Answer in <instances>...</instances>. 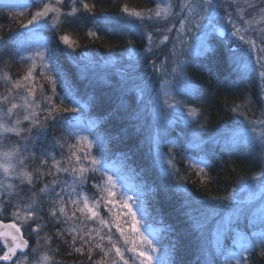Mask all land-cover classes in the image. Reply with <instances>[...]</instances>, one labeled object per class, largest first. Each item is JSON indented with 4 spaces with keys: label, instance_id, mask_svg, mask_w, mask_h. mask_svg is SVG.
<instances>
[{
    "label": "trees",
    "instance_id": "1",
    "mask_svg": "<svg viewBox=\"0 0 264 264\" xmlns=\"http://www.w3.org/2000/svg\"><path fill=\"white\" fill-rule=\"evenodd\" d=\"M221 1L224 10L231 12L225 0ZM88 2L96 5L92 12H78V18L63 23L60 28L51 27L49 21L48 26L30 29L32 34L25 36L26 30L21 28L20 21L27 22L35 11L34 6L26 7L33 5L34 0H0V35L7 38L0 42V94H6L12 88V84L4 79L5 74L13 80L20 79L32 63L25 56L44 52V45H47L46 55L52 65L50 74L57 81L56 96L63 98L70 91L79 102L72 104L65 100L67 107L77 108L75 113L66 115L72 118L73 124H79L74 131L93 141L94 147L90 151L100 160L101 171L86 173L88 180L77 185V191L87 194L90 200L98 198L100 193L95 185L103 183L102 172H105L116 180L126 195L145 203L146 208L137 215L141 224L149 229L145 235L153 238L155 234L161 249L158 256L168 249L171 264H232L227 258L228 251L235 250L241 236L258 233L264 223L253 222L247 216L245 222L236 221L232 228L237 233L222 232L221 250L217 251L216 204L221 199L227 201L231 193L249 182L253 177L251 173L260 172L264 168V156L245 145L226 147L220 136L233 129L238 118L261 117L264 105L258 76L252 71L241 73L238 66L241 49L235 39L213 36L204 54L189 59L185 67L186 79L193 85V91L180 96L190 109H197L195 118L190 123L181 120L153 123L149 108L140 98V88L149 86L150 80L145 81L142 76L134 79L139 69L132 72L131 68L135 66H131L129 56L131 50L144 45L143 29L134 26L122 9L128 5L130 9L143 11L154 8L157 0ZM65 5L64 11H69L70 0H65ZM21 12L23 16L19 15ZM89 30L96 31L99 38L87 36ZM64 34L76 42V47H69L59 40ZM20 42H23L22 47ZM11 48L18 53L14 55ZM21 56L25 60H21ZM36 64L34 80L29 86L36 85L39 101V85H44L48 95L52 93L51 86L40 75L43 69L38 58ZM22 126H27V122ZM18 143L22 145L20 150L24 155L36 157L29 163L31 172L45 154L55 156L57 161H66L68 143L75 144L76 141L68 135L67 123L57 121L43 132L34 129L30 141L20 139ZM196 164L204 167L207 173V179L202 182L200 176L203 174L197 173ZM50 166L51 160L41 171L47 172ZM61 166L71 167L67 163ZM51 170L56 173L55 168ZM53 178L44 175L36 184V200L43 208L38 216L42 219L29 221L26 226L22 224L24 235L31 241L30 249L36 247L40 253L46 252L53 257V264H91L84 256L73 252L69 246L70 234L65 232L63 240L55 235L69 225L49 215L50 201L55 196L39 193L44 183ZM55 178L62 182L55 186L56 192H60L61 186L70 191L68 185L74 179L70 171L60 172ZM29 187L24 186L22 204L28 203ZM12 211L14 208L5 205L0 220L12 222ZM105 212L107 209L102 206L101 214L107 219L111 214ZM36 223L44 226L39 236L29 230V224L35 227ZM97 226L89 223V227ZM242 227L244 229L238 231L237 228ZM45 235L51 238L50 244L44 243ZM118 236L119 233H115L114 238ZM251 264H264V258L253 254Z\"/></svg>",
    "mask_w": 264,
    "mask_h": 264
},
{
    "label": "snow or ice",
    "instance_id": "2",
    "mask_svg": "<svg viewBox=\"0 0 264 264\" xmlns=\"http://www.w3.org/2000/svg\"><path fill=\"white\" fill-rule=\"evenodd\" d=\"M77 3H79V8ZM225 3L232 11L228 12L225 9L226 15L222 17H216L217 9L224 7L216 0H175V3L173 0H162L161 3H157L155 8L137 11L124 5L122 11L129 16L136 17L141 22L145 20L162 22L163 26L157 28V32L163 36L160 43L168 41V33L177 29V39L181 45L185 42L180 39L181 33L188 36L192 30H202V36H197L196 40L203 42L211 32L218 30L216 24L225 20L226 25L230 28L219 29L220 35L230 34L237 37L248 46L251 52L255 53V62L251 67L252 70L258 72L261 81L264 82V0H225ZM70 5L69 11H64L65 0H34L33 5H26V7L34 6L35 11L29 15L27 22L20 21L21 28L26 30L24 35L32 34L27 30L48 26L49 21L51 27L60 28L63 23H71L74 18H78V12H92L96 7L88 0H70ZM19 15L23 16L24 14L21 12ZM189 24H191V29L188 28ZM86 35L99 38L98 33L92 30L87 31ZM152 35L151 32L148 33L149 44L152 43ZM6 39L5 36L0 35V42H4ZM59 40L69 47H76V42L68 34L60 35ZM20 43L22 47L23 42ZM44 49V52L37 51L27 57V60L32 63L26 74L20 79L13 80L5 74L4 79L12 84V88L8 89L6 94H0V174L3 176L0 179V214L5 211V205L14 208V211L11 212L13 217L11 223L5 224L0 220V244L3 245V248L0 249L3 251L0 261H9L11 264H53V257L46 252L37 255L30 262V254L36 253L37 249L29 250V241L25 239L22 231V224L42 219L38 213L43 208L36 200L38 193L35 188L39 178L48 175L54 178L50 182L44 183L43 187L39 189V193L55 196V199L50 201L52 206L48 210L49 215L58 222L69 225L66 230L57 231L55 235L63 240L65 232L70 234L69 246L73 252L84 256L91 264H171L168 249H164L162 255H157L161 249L155 234L153 233L151 239L145 235L149 229L143 226L137 217V212L141 209L133 208L134 197L128 196L124 192H117L118 185L112 176L102 172L103 183L95 185L100 193L98 198L90 200L87 194L77 191V185L87 182L86 173L101 171L100 160L90 151L94 147L93 141L74 131L79 128V124H73L72 118L66 115L75 113L77 108L67 107L65 100L72 104L79 102L72 97L70 91H67L63 98L56 96L57 81L56 77L50 74L52 65L46 55L47 45H44ZM147 51L151 52L152 48L149 47ZM175 54L174 51L173 55ZM37 58L40 60V68L43 69L40 75L51 86L52 93V95H48L44 85H39V101L37 100L36 85L29 86L34 80L33 72L37 67ZM20 59L25 60V57L21 56ZM257 65H259L258 69ZM179 67L180 65L177 64V69ZM21 89L23 91H20ZM261 91L264 92V86ZM189 114L197 115V109H191ZM162 117L163 114H161ZM57 121L67 123L68 135L76 143H68L69 156L66 161H57L55 156L45 154L40 157V164L30 172L28 170L29 163L36 157L33 154L24 155L18 143L8 147L6 141L11 135L24 141H30L34 129L43 132ZM25 122H27V126H22ZM250 123L253 125L251 128L245 126L232 138L233 146L241 144L251 146L257 142L264 145V112L261 113L260 119L250 121ZM100 143L101 150H103L102 141ZM25 151H27L26 148ZM49 160H51V166L47 172H42L41 169L49 165ZM64 163L71 167H62L61 165ZM168 163L172 164V161L169 160ZM194 167L198 174H203L200 176L201 182L207 179L204 167H200L199 164ZM52 168H55V174L52 172ZM69 171L74 177L73 183L68 185L70 191H66L61 186L60 192H56L55 186L61 185L62 182L56 179L55 175ZM25 185L30 186L28 190L31 195L26 197L28 203L22 204L20 201L25 198ZM258 187H264V185H258ZM69 205H71L70 208ZM102 206L107 209L106 215L111 214L107 219L105 215L101 214ZM123 217H127V219H123ZM90 222L98 226L89 227ZM231 225L232 218L229 217L223 223V230L228 231ZM43 227L40 223H36L35 227L29 224L30 233H36L37 236ZM113 228H115V233H119L116 238H114ZM221 235V229L218 228L217 251L221 250ZM43 240L45 244L51 243V238L47 235L43 237ZM65 243L68 242L65 241ZM37 245H40L39 239ZM55 251H59V249ZM71 254L69 253V255ZM253 254L264 258V225L261 226L258 233L247 237L241 236L236 242L235 250L228 251L227 258L232 261V264H251Z\"/></svg>",
    "mask_w": 264,
    "mask_h": 264
},
{
    "label": "rangeland",
    "instance_id": "3",
    "mask_svg": "<svg viewBox=\"0 0 264 264\" xmlns=\"http://www.w3.org/2000/svg\"><path fill=\"white\" fill-rule=\"evenodd\" d=\"M161 2L162 0H157V3ZM173 2L175 3V0H173ZM216 2L222 4L221 0H216ZM225 15L226 13L224 8L217 9L216 17H222ZM129 18L134 22V26H136L138 29H143L144 45L131 50L129 56L131 57V66H135L131 68L132 72L139 69L138 73H141H137V75L134 76V79H140V76H142L145 81L150 80L148 82L149 86H143L140 88V98L145 101L146 106L149 108V113H151L153 117L152 122H157L159 124H168L173 123L177 120H181L185 123H190L191 120L195 118V116L189 114L191 109L182 102L180 96L181 94L191 93L193 91V85H190V83L186 79V63L189 59L197 57L202 53L204 54V52L210 46V40L217 31L211 32V34L208 35L206 40H204L203 42H198L196 40L197 36H202V30H192L191 32H189L188 36H185L181 33L180 39H183L185 41L184 44L181 45L179 40L177 39V29H174L173 32L168 33L169 40L160 43V41L163 40V36L157 32V28L163 26L162 22H158L156 20H145L144 22H141L136 17L129 16ZM220 27L230 28V26L226 25L225 20H221L216 24L217 29H219ZM188 28L191 29V24L188 25ZM149 32L153 34L151 44H149L147 38ZM223 38H232L238 42V45H236L239 49H241V55L238 57L239 69L243 74L248 73V71H252L258 76L260 82V94L263 99L262 102L264 105V92L261 91L262 86H264V82L261 81L258 72L252 70L251 67L255 62V53L251 52L248 46L235 36L227 34ZM18 42L19 41H17L15 44H17ZM32 43H35V41L33 40ZM149 47L152 48L151 52L147 51ZM10 51L14 55L18 53L14 48H11ZM174 51L176 53L175 55H173ZM25 57L27 58L29 56ZM177 64L180 65L179 69H177ZM246 65L247 67H245ZM256 67L258 69L259 65H257ZM174 69H176V71H174ZM161 114H163L162 118ZM260 118L261 117H257L256 119L244 117H241L240 119L238 118L237 125L220 137L224 142H231L232 138L237 133L241 132L245 128V126L249 128L253 126L250 121H254ZM19 140V137L11 135L10 138L6 141V145L8 147H11L12 145L17 144ZM19 145L21 149L22 145ZM241 145L249 146L247 144ZM249 147L253 148L254 151H256L259 155L264 156V145H261L259 142H257ZM262 173H264V168L261 172L254 175L249 182L242 184L238 189L231 193V195L227 198L228 202L224 199H221L219 203L216 204V208L214 211V215L216 217L214 222L217 224L216 230L220 228L221 232L230 234L233 223L235 221L245 222V216H247L253 222L256 221L264 223V187H258V185H264V175H261ZM257 177H259V179H257ZM2 178L3 176L2 174H0V179ZM120 189L121 187L118 185L117 192H123ZM132 204L134 209H141L137 212L139 215L140 213L142 214V212L146 208L143 201L136 200L135 198L132 201ZM118 207L119 205H117V208ZM106 213L107 212H105V214ZM137 217L138 219H140L138 215ZM229 217L232 218L231 228L228 231H224L222 227L223 223ZM26 225L27 224H24V226ZM216 234L217 233L215 232V239L217 237ZM2 248L3 247L0 245V249ZM2 254L3 251L0 250V255ZM40 254L43 253H40L38 250L36 253L30 254V262Z\"/></svg>",
    "mask_w": 264,
    "mask_h": 264
},
{
    "label": "bare ground",
    "instance_id": "4",
    "mask_svg": "<svg viewBox=\"0 0 264 264\" xmlns=\"http://www.w3.org/2000/svg\"><path fill=\"white\" fill-rule=\"evenodd\" d=\"M224 142V141H223ZM224 145L226 146V147H230V148H232V147H234L232 144H231V142L230 141H226V142H224ZM255 158H257V157H255ZM259 167V166H258ZM257 167V168H258ZM256 168V169H257ZM255 170V169H254ZM253 171V170H252ZM262 171V170H261ZM260 171V172H261ZM251 172V171H250ZM259 173V171L257 172V171H255V172H253V173H251L250 175H252V176H254V175H256V174H258ZM248 174V173H247ZM246 175V174H245ZM244 175V176H245Z\"/></svg>",
    "mask_w": 264,
    "mask_h": 264
},
{
    "label": "water",
    "instance_id": "5",
    "mask_svg": "<svg viewBox=\"0 0 264 264\" xmlns=\"http://www.w3.org/2000/svg\"><path fill=\"white\" fill-rule=\"evenodd\" d=\"M219 34H220V32H218ZM5 224H8V223H11V222H4ZM25 239H27V238H25ZM29 248H30V242H29ZM19 254V253H18ZM15 259V258H14ZM4 263H7V264H9V263H11V262H9V261H3Z\"/></svg>",
    "mask_w": 264,
    "mask_h": 264
}]
</instances>
